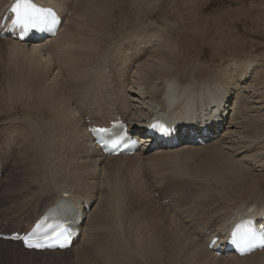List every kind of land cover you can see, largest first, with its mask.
Wrapping results in <instances>:
<instances>
[{"label":"rangeland","instance_id":"rangeland-1","mask_svg":"<svg viewBox=\"0 0 264 264\" xmlns=\"http://www.w3.org/2000/svg\"><path fill=\"white\" fill-rule=\"evenodd\" d=\"M54 1L57 2L58 6L63 7L62 15L65 19V22L68 20L66 23L69 22V25H71V26L67 25L68 27H65L64 33L65 34L68 33V31H70V28L72 26L78 27L77 24L79 25V23H82L80 24V27H78V31H83V30L90 31V36L88 35L87 36L90 37L93 46L98 45L96 54L92 53L93 51L92 49H94V47H90L87 50V52L91 53L92 56H89L88 58L83 59V56L81 55L82 56V59H81V56L79 54L80 56L79 59L72 60V62H74L73 65L75 64V62L76 63L79 62L77 65L79 69L77 68L75 71H70L71 69H73L74 67L73 65H72L73 67L70 66V68L66 69V66H65L66 61L64 60L67 58L66 56L62 55L60 56L62 58L55 57V59L56 58L57 59L56 60L54 59L55 61L54 63L57 62L56 65H58V63L60 62L61 69L63 68L61 71L62 75L59 73L56 80L58 81L59 78H61L60 80L61 85L64 86L68 92L70 89H72L70 90V93L72 94L71 97L73 98L74 101L78 102L80 100L81 101L84 100V96H83L84 90L82 87L84 85L90 86L91 85L90 82L93 83L94 85L93 87L96 89V91H100L102 88L103 90L106 89L105 90L106 96H108V98H111V99H113V97L108 94H111L110 90L113 89L112 87L115 86L118 91H121L122 89L123 90L126 89L125 91L126 93L131 88L130 91L128 92L129 94L127 93L126 96L131 97L130 100L131 99L137 100V96L134 93L142 92L140 91V88L138 87L137 84H139L140 79L143 78V71H146L144 69L148 68L147 66L149 62L153 63L154 60L159 57V54L157 51L164 50L166 52V50L170 48L164 45L166 43H167L166 45H169L171 43L169 46L171 47L177 46L176 48L179 50V52L176 53L175 57L174 58L172 57L171 65L176 67V70H175L176 77H178L179 81L182 84L185 83V85L189 84L191 81L192 82H202V81L204 82V81H207L208 79H212L215 82L220 83V84L224 83L223 74H225V71L228 69L227 68L228 65L231 64L236 59H239L240 57L254 59V61L257 62L260 66L262 65L260 67L261 71L256 72L257 68L255 66L247 70L249 72L250 78H249L248 83L245 84L244 82L243 83L244 85H242V88L244 89L243 97H244L245 102L241 101L242 104L245 103L244 104L245 107L239 108V109H246V107L250 109L252 107L253 109L251 108L249 110L250 111L249 114H251L249 116L253 115L254 120H256V118L258 119V117L255 118V116L264 115V0H102L103 6L101 7L100 13L103 12V15L102 13L101 14L99 13L98 15H94V17L95 19L101 20L102 25L104 26L101 25L100 27H96L93 29L94 31H91V27H90L91 24L87 23L86 21L87 14H83V12L78 8V6L74 7L76 5H79L80 0H54ZM82 1L85 2V0H82ZM65 3H68L70 5L65 6ZM144 8L149 11L145 10ZM92 12L95 13V9L92 10ZM143 12L144 13L146 12V13L144 14ZM81 13H82V16H81ZM74 22L76 23L75 25H74ZM155 39L157 41L159 40L160 41L157 43L155 42V46H156L155 49L154 47L150 48L149 45L150 44L153 45L154 44L153 41ZM80 41L82 42V44L80 42L78 43L84 48L87 45V43L82 38L80 39ZM6 42L7 41L5 39H0V92L5 93V95L0 94V234L9 235L15 232H19V233L27 232L29 225L35 218L34 213H31V208L33 207V203H30L24 209H19L17 206L19 205L18 201L23 196L24 197L30 196L32 199L33 198L35 199L37 197V196L35 197V194L37 193L36 190H39L41 189V187H43L42 180L45 177H47L45 179H56V171L58 170L60 173V176L63 179L62 181L64 182L66 180L65 183L68 184L69 186L68 189H70L71 187L70 192L74 194V195L71 194L74 199L78 198L79 200L78 199L77 200L80 203H83L86 201L85 198L83 199L85 195H88L89 197L92 195V197H94L95 203L92 202L91 200H88L90 201V204L88 206L90 208L88 209L87 214H86V210L84 211L85 219L87 215L89 216V214L93 212L92 209H94V207L97 206V202H103L105 199L111 201L115 194L120 195L121 193V199H122L121 203H124V204H121L122 205L121 208L125 210L121 209L120 210L121 212H118V215H117L113 211L114 203H111L112 202L111 201L110 202L111 207L108 211L109 214H108V217H106V219L103 218L102 216L100 217V215H102L101 212H97V213L94 212L93 214L91 213L90 215V217L92 216L91 219L89 217L90 221L85 220L83 223V225L85 224L86 226L85 229L87 230L88 233L90 231H95V230L97 232V230L99 231L102 228L104 231H109L108 229H111L110 226H112V223L116 222L115 218L117 216V223L120 222V220L122 221L120 222V224H122V228H121L122 231L120 230L121 232H118L116 230L120 238L122 237L121 239H126L125 237H127L126 236L128 233L127 230H129L127 228L128 222H129L128 225L133 223L131 225L132 227L131 230L133 231L131 232L133 233V236L136 239L137 245H139V247H145L143 245L144 242L148 244V246L150 245L149 246L150 254H148V252L143 254L142 252L139 251V249L136 248V251L133 254V258L130 261H128L125 258V255H127V253L121 252L118 258V264H260V263L264 264V262H261V259H262L261 257H258L255 259L253 258L254 260L250 259V260H246L243 262H238L236 261V259L233 258L234 256H230V255L218 256L211 252L207 253L205 252V250L203 251L204 245L206 243V239L208 236H210L209 235L210 233L208 231L200 233L199 237L200 235L201 237L199 239L202 241L196 242V243L201 242V244L203 245V248L201 247L202 248L201 250L199 248L200 247L199 243L197 245L194 242L192 243V241H190V240H194L193 233L197 234L198 233L197 231H199L202 228L200 227V225L199 227L197 226L201 222L202 218L208 219L210 215L212 216L214 214L217 215L215 216V218L224 216L225 215L224 213L226 211L223 213L224 210L220 211V209H218L220 207H224L225 209H228L230 206L237 205V208L239 207L241 208V205L242 207H246V205L252 206L256 203L257 204L264 203V193H262L259 197H257L258 199L257 198L255 199L253 198V196H256V195L252 194L254 190H252L251 193L249 191V192H246V194H243L244 197H242V193L240 192L238 193V195L236 192H233L232 193L233 197L236 194V196H239L241 198L235 196L233 203L228 202L227 205H221L220 203L216 205L217 208L213 207L215 206V204L213 203L218 200H220L221 202V197L222 195H224L223 191L221 192V194H217V192H215L214 190V188L221 186V185H218V183H215L212 178H210V180L212 179L211 180L212 182H210L209 177L211 176L210 175L207 176V174L201 168L198 167L197 162L192 159L189 160L190 157L188 156L186 157L185 155H183V158H187L188 161L186 162L189 163L188 164L186 162H183V165L185 164V167H182L183 165L177 166V165L171 164V165H167L166 167L161 168L157 165V163H155V161H151L153 163L151 162L148 163L147 159L152 158L153 160V156L151 157L150 155L151 153H147L143 155L142 158L146 159V160L143 159L144 162H147V164L145 165L140 164L142 162H139V160L141 161L142 159H139L136 162L123 161L122 163L121 162L119 163V161L118 163H109L107 160H104L102 163L99 164L100 167L103 169V171L95 172L94 176L86 177L84 175L83 176L84 179L83 177L79 178L77 181L72 182L73 184L71 183V186L69 185L70 182L66 179V174L71 173L73 169L71 168V166L70 167H67V166L69 162L76 163V158L74 161L73 159L74 157H72V159H71V156L67 157L66 158L67 160L65 159L66 161L63 164L61 163V161H59V159L61 158H59L56 155L57 154L56 151L58 150V148L56 149L53 148L52 153L50 155L52 156L54 155L55 157L53 156V159L49 158L50 161H48V159H38L37 161V159L33 158L35 160L34 161L32 157H29L30 159L28 158V161H26L27 158L22 157V155H20L22 150L24 149L23 144L28 143L27 137H26V133H27L26 128L30 126L32 132L41 131L46 128L54 130V128L51 127L53 122L52 120H50V117L45 112V110L49 108H46L45 106L41 104L32 102L33 100L35 101L39 100L41 96V92H42L41 88L43 84L39 83L36 87L30 88L28 86L17 83V80L15 78L16 76L12 74V71L10 70L9 66L12 64V62H16L21 59L22 52L20 53L10 52V46ZM217 45L218 47H216ZM74 50L75 49H73L71 53H74ZM81 51L82 50L80 49L77 52L80 53ZM77 52L75 53V55L77 54ZM67 53H69L68 50H67ZM150 55L151 56L153 55V57H151ZM157 63L158 62H155L153 65H156ZM126 64L128 67H126ZM86 65L89 66L85 70V72L88 74L87 76H83V74L81 76L80 74L82 73V69L83 67L85 68ZM216 65L221 70L218 69ZM55 69H56L55 67L52 68V71L51 69H49V72L50 73L52 72V75L47 76L46 79H51V80L55 79V77L53 76L54 75L53 73H56L58 70V69L56 70ZM120 70H121V73H120ZM76 73H79V77L78 75H76ZM256 75L257 76L259 75V76L257 77ZM86 78H88L89 83L87 82ZM68 79L75 80L74 86L69 84ZM79 79L81 81H79L78 83ZM85 82L88 84L86 85ZM123 83H127V86L126 84H123ZM250 83L252 84V86ZM10 89L12 90L8 92V90ZM236 89L237 88L235 87V90H233V92H230V98L227 101V103L231 101V103H229V108L228 106L226 107L227 108L226 115H228L227 120L229 122L232 116L231 110L234 104L236 103L234 99L235 92H237ZM57 92L59 94V98H61L62 93H60L59 91ZM246 94L248 97L246 96ZM196 96L200 97L198 94H196ZM249 97H251L254 104ZM3 98H5V100H14L10 102L12 104L11 105L12 107L10 106L6 108L7 106H3V104H1V100H3ZM248 98L250 101L249 100L247 101ZM253 98L254 99L256 98L255 101ZM81 101L80 103L79 102L78 103L81 104ZM76 102L73 103V101L71 100V106L69 107V111H71V113L69 114H72L70 115L72 120L74 118L76 119L75 117L76 113L74 111H79V110L82 111V106L80 108V105L77 103L79 105L78 107ZM39 107L44 110L37 113L35 109ZM109 108H110L108 109L109 113L116 112L114 111V107L110 106ZM95 111L96 110H92L91 113L86 112V111L82 112L83 116H82V119H80L82 123L80 122V124L85 125L86 120L92 119V118H88V116L89 117L91 115L98 116L99 112L98 111L95 112ZM111 117H113V115H111ZM119 117H121V119L126 121L127 123L128 122L131 123L134 119L132 116L130 117L119 116ZM261 120L262 119H260V122ZM228 121L227 123H229ZM235 122L236 123L240 122L239 116L237 117V120ZM33 124H36V126L38 127L39 126L41 127L42 125H45V126L42 128H37V127L32 128ZM77 128L82 130L81 125H78ZM224 128L225 127L220 128L219 130L220 132H219V135L217 136V139H213L209 142H205L203 145H198L195 147H205L207 145L210 146L212 143L218 141L220 139V136H222V134H225L227 132L226 136H228V132L235 133L238 131L237 128L232 129L230 127L229 130H226ZM257 130L259 131L264 130V121H263V125H261V127H259ZM252 132L253 131H251V136H250L251 138L254 135ZM236 135L239 136L238 133H236L234 136L237 137ZM57 139L58 140L67 139V136H65L64 133L58 132ZM253 139H256V141L258 140L257 143L259 142L260 143L255 145V147L257 146L255 148V151L253 149L254 147L249 148L250 154L248 155H250L251 157H255L256 156L255 153L260 152L261 154V155L259 154L260 158L258 160H255L256 162H258V164L256 166H255L256 164L255 162H252L250 164V160H249V161H245V163L244 162L239 163L238 164L239 167H237V169L238 171L240 170L241 176L244 177L245 181H246V178L248 179L249 177L257 176L255 179H253V181H255L256 179H258V181H262L261 189L264 191V141H260V140H264V131L260 135L259 138H253ZM236 143L237 142L235 141L234 144ZM172 149L171 150L174 152V151H179L181 148H180V145H178L175 147V149L174 148ZM171 150H168V151H171ZM189 150L190 149L185 150V151L188 152ZM54 152L56 153L54 154ZM251 152L253 155L251 154ZM137 155H142V153L140 152ZM18 157L20 160L18 159ZM95 158H96V155H93L90 160L93 161ZM128 158H133V157L131 156ZM55 159L56 160L58 159V160L55 161ZM156 159L157 157L155 156L154 160ZM236 159L238 160L239 158H236ZM39 160H41L40 163H39ZM30 161H34V162H30ZM26 162H28L27 165H29V167H27ZM247 163H249V165H247ZM65 164H67V166H65ZM138 164H140V166ZM152 164H155L153 166H156L155 169L158 168L157 170L158 172H154L156 170L152 169L154 168L152 167ZM146 165H148V167ZM47 166L52 169L48 168ZM149 166L151 168H149ZM243 166H245L246 169ZM30 167H32L33 170L35 169L34 170L35 172L32 169H30ZM100 167L99 169L101 170ZM46 168H48L50 171ZM64 168L69 169V171L68 170L66 171ZM87 170L91 171L90 169H87ZM159 171H161V173L163 174H161ZM243 172L244 173L246 172V173L244 174ZM252 172H255V174ZM96 173H97V176H96ZM181 174H183V176H181ZM184 174L186 177L184 176ZM246 174H249V176H246ZM204 178L205 179L208 178L206 179L208 181H206ZM202 179L203 181H201ZM248 180L249 182L251 181V179H248ZM221 181L223 184H225V186H223L222 189H227L226 185H229L235 182V181H230L226 179H221ZM208 183H210V185ZM120 188L123 191H120ZM87 189L89 190V192H87L88 191ZM85 190L87 193H85ZM91 192L93 194H91ZM155 192L158 193L159 196L169 197L170 202L168 204H161L159 201H157V199L153 197V194ZM54 193L56 192L51 191L50 194L46 195L45 192L41 191L40 194L44 195L43 200H42V205L44 203H45L44 205H47L48 202L50 204V202H52L54 198L57 196V194H54ZM71 195L69 194L70 197ZM218 197L220 199H218ZM98 198L100 200H98ZM211 199H214V200H211ZM236 199L239 202H236L235 201ZM6 200H8L7 201L8 205L6 204ZM242 201H243V204H241ZM130 202L132 203L131 204L132 206L128 205ZM209 203H211V205ZM212 207L215 209L216 212H214L212 209L210 211L209 208H212ZM39 211H41V208L39 209ZM149 213L151 214V216H153V218L151 217L152 219L150 218ZM96 214H97V217L99 214L98 219L95 217ZM119 214L123 215V217L121 215L122 219L120 220L118 218L120 216ZM191 214H194V215H191ZM104 216H106V214H104ZM131 218L133 219V222ZM104 219L107 222L104 221ZM126 220H127V223H126ZM153 220L154 221L156 220V222H154ZM103 221L105 222V225ZM159 221L161 222L160 225L159 223H157ZM124 222L126 223V225ZM100 224H102L101 227H100ZM159 226H160V229H159ZM93 227L95 228L94 230H92ZM177 227H179V229H175ZM124 230L127 233H125ZM165 230H168V231H165ZM173 230H176V233H174ZM180 230H181V233H180ZM221 230L218 233H220ZM123 231H124V234H122ZM166 232H167V235H166ZM177 232L180 233V235L182 233H185V234L180 236ZM169 234H171L170 236L176 234L174 235L176 237H173V236L169 237ZM185 235L187 236V238H190V239L187 240ZM162 236L165 239L167 238L166 240L167 242L165 244L162 243L164 239ZM106 237L108 236L104 237L105 238L104 240L106 241H103V239L94 240V243L97 246L99 245L98 246L99 249L96 248L95 251L93 249L91 255H89L87 258L89 261L86 264H117L113 261L112 254L109 253L108 256H106V252H105L104 255L106 257L105 258L103 257V248L109 242V239ZM152 237L157 238L155 239L157 240L155 242L156 243L155 245L153 244L154 240L151 239ZM181 237H183V239ZM168 238H169V241H171V243L168 241ZM159 241L161 242L160 243L161 245L158 244ZM79 243H81L80 240H79ZM79 243H77L74 246V248L75 247L77 248V249L75 248L76 251L81 247ZM150 243H152V245ZM158 245L159 247L162 246L164 250L163 252L158 251L159 250ZM164 245L166 246L168 245L169 247L168 246L163 247ZM151 246H153L154 249H152ZM76 251L65 253V255H57L59 257L52 260V258L55 256L53 254L31 253V251H26L22 249L19 243H12V242L0 240V264H85V263H82L81 261L72 259L73 254H75ZM202 251L205 253H203ZM10 252H12L11 255L8 254ZM163 253L166 255H162ZM260 253L261 252H258L255 254H260ZM94 255H95V258L93 257ZM59 260H62L63 262H60ZM256 260L260 262H257Z\"/></svg>","mask_w":264,"mask_h":264},{"label":"bare ground","instance_id":"bare-ground-1","mask_svg":"<svg viewBox=\"0 0 264 264\" xmlns=\"http://www.w3.org/2000/svg\"><path fill=\"white\" fill-rule=\"evenodd\" d=\"M36 1L42 5H45V6H53L57 10L59 15L62 17L60 29H59L57 35L51 39H45L44 41H38L39 43H37L36 45L29 44V43H17L16 41L12 40L11 38L5 39L7 41L6 43L10 46V52H12V53L22 52L21 59L16 61V62H12V64L9 66L10 70L12 71V74L14 76H16L15 78L17 80V83L21 84V85L28 86L30 88L36 87L39 83L43 84L42 88H41L42 92H41V96H40L39 100L38 101L33 100L32 102L41 104V105L45 106L46 108H49V109L45 110V112L50 117V120H52V122H53L51 127L54 128V130L46 128V129H43L41 131L32 132L30 126H28L26 128V131H27L26 137H27L28 143L23 144L24 149L22 150L21 154L19 153L20 155H22V157L27 158L26 161H28L29 157H32V159L33 158L37 159V161H38V159H48V161H50L49 158L53 159V156H54V155L53 156L50 155L52 153V149L58 148V150L56 151L57 152L56 155L59 158H61V159H59V161H61V163L64 164L65 161L67 160L66 159L67 157L71 156V159H72V157H74L73 158L74 161L76 158V163H71V162L68 163L67 162L68 166H67V164H65V166H67V167L71 166V168L73 169V171L71 173L66 174V179L70 182L69 185L71 186L72 182L77 181L79 178L83 177L84 175L86 177L87 176L88 177L94 176L95 172L103 171V169L100 167L99 164L102 163L104 160H107L109 163H118V161H119V163L120 162L122 163L123 161H125V162H128V161L136 162L139 159H142L141 161L139 160V162H142V163H140L141 165L142 164L145 165V164H147V162H144V160H146V159H144L142 157H143V155H145L147 153H151L150 155H151V157L153 156V160L151 157H149L151 159H147L148 163L151 161H155V163H157V165L162 168V167H166L167 165H171V164H174L177 166H182L183 162L188 161L187 158H183V155H185L186 157L187 156L190 157L189 160L192 159V160L196 161L198 164V167L201 168L207 174V176L208 175L211 176V177H209V180H210V178H212L215 183H218V185H221V186H218L216 188L213 187L215 192H217V194H221L222 191L224 192V195H222V197H221V202H220V200H218V201L215 200L216 202L213 203V204H215V206H213V207H216V205H218L220 203H221V205H227L228 202L233 203L234 197L236 196V194L234 197L232 196L233 192H236L237 195L240 192V193H242V197H244L243 194H246V192H249V191L251 193V191L254 190V192L252 194L256 195V196H253V198H255V199L257 197H259L262 193H264V191L261 189L262 188V185H261L262 181H258V179L253 181V179H255L257 176L256 177H249L248 179H251L250 182L247 178L245 181L244 177L241 176L240 170L238 171V169H237V167H239L238 166L239 163H242V162L245 163V161H249V160H250V164L252 162H255L256 163L255 166H256L258 164V162H256L255 160H258L260 158V155H261L260 152H258V153L254 152L256 154V156L254 155L255 157H251L248 154H250L249 148L254 147L253 149L255 151V148L257 147V146L255 147V145L260 143V142L257 143L258 140L256 141V139H253V138H259L260 135L264 131V130L263 131L257 130L259 127H261V125H263L264 115L255 116V118L258 117V119L256 118V120H254L253 115L249 116V115H251V114H249L250 113L249 110L252 108L251 106H250L251 107L250 109H248L247 107H246V109H239V108L245 107L244 106L245 100L243 97V95H244L243 90L244 89L242 88V85H244L243 84L244 82H245V84L249 82L250 76H249V72L247 70L255 66L257 68L256 72L261 71L260 67L262 65L260 66L257 62L254 61V59L245 58V57L241 58L240 57L239 59H236L235 61H233L231 64L228 65V67H227L228 69L225 71V74H223L224 83L220 84V83L215 82L212 79H208L207 81H204V82L203 81L202 82H192L191 81L189 84L185 85V83L182 84L179 81L178 77H176V72H175L176 67L171 65L172 57L174 58L176 53L179 52V50L176 48L177 46L171 47V46H169L171 43L169 45H166L167 44L166 43L164 46H166L170 49H167L166 52L164 50L157 51L159 54V57L157 56L158 57L157 59H155V60L153 59L154 60L153 63L149 62L148 66H147L148 68L146 67L147 69H144L146 71H143V78L140 79L139 84H137L138 87L140 88V91H142V92L141 93H136V92L134 93V94H136L138 101L133 100V99L130 100L131 97L126 96V94L130 91L131 88L126 93L125 92L126 89L123 90L121 88L122 90L118 91L115 86L112 87L113 89L110 90L111 94H108V95H111L113 97V99H111V98H108V96H106V93H105L106 89L105 88H104L105 90H103V88H102L100 91H96V89L93 87L94 86L93 83L90 82L91 85L90 86L88 85L89 87L85 86V85L82 87L84 90V93H83L84 100L81 101L79 99L81 101V104H79L80 101H78L79 102L78 103V102L74 101L73 98L71 97L72 94L70 93V90H72V89H70L68 92L66 90V88L61 85V81H60L61 78H59L58 81L56 80L59 73L61 74V71L63 68L61 69V63L60 62L58 63V65H56L57 62L54 63L55 62L54 59H55V57H60L62 55L66 56L67 58L64 59L66 61V64L65 63H63V64H65L66 69H67L73 65V63H74V62H72L73 59L74 60L79 59V57L81 55L83 56V59L88 58L89 56H92L91 53L87 52V50L90 47H94V49H92L93 50L92 53L96 54L97 49H98V45L93 46L90 37H88V36H90V31H84V30L78 31V27H80V24H82V23H79V25L77 24L78 27L72 26L70 28V31H68V29H69L68 28L67 29L68 33H66V34L64 33L65 27H68L67 25H69V22L66 23L68 20L65 22V19L62 15L63 7L58 6L56 1H54V0H36ZM67 5H70V4L65 3V6H67ZM9 6H10V0H0V14L2 12L4 13L9 8ZM77 6L83 12V14H87L86 15V18H87L86 21H87V23L91 24V26H90L91 31H94L93 30L94 28L100 27L102 25V21L99 19H95V17H94V15H98L100 13L101 7L103 6L102 0H85V2L80 0L79 5H76L74 7H77ZM94 9H95V13H93L94 11L92 12V10H94ZM145 10H147V9H145ZM147 11H149V10H147ZM101 13L103 15V12H101ZM108 14H109V12H108ZM81 16H82V13H81ZM102 19H103V17H102ZM105 21H107V20H105ZM65 24H66V26H65ZM75 24L76 23L74 22V25ZM83 24H85V23H83ZM69 26H71V25H69ZM102 26H104V25H102ZM195 34H196V32H195ZM81 35H82V37H81ZM153 35H155V34H153ZM169 37H171V36H169ZM81 38L84 39V41L87 43V45L85 43L86 46L84 48L78 43V42H80L82 44V42L80 41ZM159 41H157L155 39L153 41L154 44L149 45L150 48L154 47V49H155L156 48L155 42L157 43ZM199 42H200V40H199ZM159 45H161V44H159ZM127 47H129V46H127ZM216 47H218V45ZM73 49H75L74 53H71V51ZM80 49L82 51L80 53L77 52ZM67 50L69 51V53H67ZM75 51L77 52L76 55H75V53H76ZM65 53H67V54H65ZM79 54H80V56H79ZM151 54H153V53H151ZM82 56H81V59H82ZM151 57H153V55ZM60 58H62V57H60ZM155 62H158V63L156 65H153ZM78 63L75 62V64L73 65L74 67L72 66L73 69H71L70 71H75L78 68L77 67ZM54 67L56 69H58L56 73H53L54 74L53 76L55 77V79H53V80L46 79L47 76L52 75V72L50 73L49 69H51V71H52V68H54ZM88 67H89L88 65H86L85 68L83 67L82 73L80 74L81 76H82V74H83V76H87L88 73H86L85 70ZM126 67H128L127 64H126ZM177 68H179V67H177ZM218 69H220V68L218 67ZM120 73H121V70H120ZM76 75H78V77H79V73H76ZM252 75H254V74H252ZM86 79L88 82V78H86ZM79 81H81V80L79 79L78 83H79ZM53 82H54V84H53ZM68 82H69V84L74 86L75 80L74 79H68ZM88 83H86V85ZM119 84H120V82H119ZM123 84H126V86H127V83H123ZM126 86H125V88H126ZM251 86H252V84H251ZM235 87L237 88L236 89L237 92H235V97H234L236 103L234 104V106L231 110L232 116H231L230 122H229L227 120L228 115H226V109H227L226 107L228 106V108H229V103H231V101H229L228 103H227V101L230 98V92H233V90H235ZM256 89H257V87H256ZM11 90L12 89L8 90V92H10ZM57 91L62 93L61 98H59V94ZM247 91H249V90H247ZM107 93H108V91H107ZM0 94L5 95L4 92H0ZM196 94H198L200 97H197ZM258 94H260V93H258ZM246 96H247V94H246ZM249 98L251 99V97H249ZM249 98L247 99V101L249 100ZM255 99H254V101H255ZM71 100L73 101V103L74 102H76V104L78 103L80 105V108L82 106V111H80V110L74 111L76 113L75 114L76 116L74 115L76 117V119L74 118L73 120L70 117V115H72V114H69V113H71V111H69V107L71 106ZM11 101H14V100H5V98H3V100H1V104H3V106H7L6 108H8L12 105L10 103ZM16 101H18V100H16ZM241 101H244L243 102L244 104H242ZM251 101H252V99H251ZM253 104H254V102H253ZM77 105H75V106H77ZM79 105H78V107H79ZM131 105H133V106H131ZM110 106L114 107V111H116V112L109 113L108 109H110L109 108ZM78 107H76V108H78ZM42 110H44V109H42L40 107L35 109V111L37 113H39ZM76 110H78V109H76ZM92 110L98 111L99 115L98 114H96L98 116L91 115L90 117L88 116V118H92V119H90L92 125L99 126V127L100 126L107 127L109 121H112L119 116H123V117L132 116L134 119L131 123H129V122L127 123V127L132 129L133 136L138 139V141L140 143L139 153L141 152L142 155L135 154L132 156L133 158H128L129 156H127V157L126 156H104L96 148H92L93 144H89V142H90L89 135L86 133V124L85 125L80 124V122H81L80 119H82V116H83L82 112L86 111V112L91 113ZM111 115H113V117H111ZM225 115H226V117H225ZM238 116H239L240 122L236 123L235 121L237 120ZM84 117H85V115H84ZM157 119H162V121H164L166 123L168 122V120L171 121L172 123H174L176 125L177 129L181 132L183 131V129L185 131L191 130V132H192L191 134H194L197 132L198 136H199L197 138L208 137V136H201L200 135L201 131L209 132L210 134H214V133L217 134L218 132H220L219 130L221 127H225L224 129H226V130H229L230 127L232 129L237 128L238 131L235 133L228 132V136H226L227 132L226 133L224 132L225 134H222V136H220V139L218 141L212 143L210 146L207 145L205 147H195V146H197V144L196 145H190V142L193 141V139H195V137H193V136L192 137H184V140L186 142L183 143V145H181V147H180L181 149L179 151L173 152L172 151L173 149L171 150L170 148H166V147L162 146L161 144H157V145L153 146L152 145L153 139H151L150 137L143 136V134L146 133V131H147L145 129V127L147 125H149V121L150 120H157ZM260 119H262L261 122H260ZM227 121L229 123H227ZM193 122H197V123L192 125ZM103 123H105L106 125H103ZM78 125H81L82 130L77 128ZM13 126H15V125H13ZM44 126L45 125L38 127V126H36V124H33L32 128H35V127L42 128ZM226 126H227V128H226ZM239 130H240V132H239ZM251 131H253L252 133L255 135L254 136L252 134L253 135L252 138L250 137ZM58 132L64 133V135L67 136V139L58 140L57 139ZM236 133H238L239 136L236 135L237 137H235L234 135ZM183 134L186 135V133H183ZM179 137L181 138V133L179 134ZM23 139H25V138H23ZM235 141L237 142L236 144H234ZM260 141H264V140H260ZM13 144H15V143H13ZM17 148H18V146H17ZM188 149H190V150L188 152H186L185 150H188ZM19 150H21V149H19ZM168 150H171V151H168ZM53 151H55V150H53ZM56 152H54V154ZM251 154H252V152H251ZM93 155H96V158L93 161H91L90 159ZM51 156H52V158H51ZM81 156H82V158H81ZM155 156L157 157L156 160H154ZM181 156H182V158H181ZM235 157L239 158V159L237 160ZM18 159H19V157H18ZM57 160L55 159V161H57ZM34 161H30V162H34ZM40 161L41 160H39V163H40ZM72 162H73V160H72ZM27 163L28 162H26V165H27ZM44 163H46V162H44ZM44 163H43V165H44ZM47 163H49V162H47ZM151 163H153V162H151ZM186 163H188V162H186ZM140 164H138V165L140 166ZM26 165H25V167H26ZM148 165H146V166L148 167ZM153 165H155V164H152V167H154L152 169H155L156 166H153ZM247 165H249V163H247ZM27 167H29V165H27ZM99 167L101 168V170L99 169ZM141 167H143V166H141ZM182 167H185V164ZM243 167H245V166H243ZM48 168H50V167H48ZM48 168H46V169H48ZM149 168H151V167L149 166ZM30 169L33 170L32 167H30ZM50 169H52V168H50ZM59 169H61V168H59ZM87 169H90L91 171H89ZM245 169H246V167H245ZM258 169H260V168H258ZM65 170L69 171V169H67V168ZM86 170L89 172H87ZM155 170L156 171H154V172H158L157 171L158 168ZM159 172L161 173V171H159ZM165 173H166V171H165ZM252 173L255 174V172H252ZM161 174H163V173H161ZM101 175H102V173H101ZM62 176H63V174H62ZM96 176H97V173H96ZM98 176H99V174H98ZM181 176H183V174H181ZM184 176H185V174H184ZM246 176H249V174H246ZM161 177H163V176H161ZM45 178H47V177H45ZM45 178L44 179L42 178L43 180L41 179L43 181V187H41V189H39V190H36L37 193L35 194V197L36 196L37 197L35 199L34 198L32 199L30 196H29L30 198L23 196L19 200L20 202L18 201L19 205H17V206L19 209H24L30 203H33V207L31 206L32 207L31 213H34L35 218L31 222V224L29 225L28 230L32 227V224H34V222H36L38 220V218L44 214V212L47 210V208L52 207L62 197L64 200V205H66L68 208H70L72 210L71 213L76 212V213L80 214L83 221L79 226L80 235L77 238L76 242H74V241L72 242L71 247L69 249H66L63 252L58 251V249L55 251H43V252H36V251L31 250V253L53 254V255H55L52 258V260H53V259H56L57 257H59L57 255H65V253H69L71 251L72 252L76 251L77 248L75 247L76 248L75 249L74 246L77 243H79V240H80L81 243H79V244L81 247L80 246H79L80 248L78 247L79 249L75 252V254H73L72 259L77 260V261H81L82 263L86 264L89 261L87 258L89 255H91L93 249H94V251L96 250V248L99 249V247H98L99 245L97 246L94 243V240L103 239V241H106V240H104L105 239L104 237L108 236L106 238L109 239V242L103 248V257L105 258L110 253L113 256V261L117 264H118V258L120 256L121 252L127 253V255H125V258L128 261H130L133 258V254L135 253L136 248L139 249V251L142 252L143 254H145L147 252H148V254H150L149 253V246L150 245L148 246V244H146L145 242L143 243V245L145 247H139V245H137L136 239L133 236V233L131 232V231H133V230H131V228H132L131 225L133 223L128 225L129 224V222H128V224H127V228L129 229V230H127L128 233L124 230L125 233H127V235H126L127 237H125L126 239H121L122 237L120 238V236L116 232V230L118 232L122 231L121 230L122 224H120V222H122L120 220V219H122L121 218L122 214H119L120 216L118 217L120 222L117 223V216H116V218H115L116 222L112 223V226H110L111 229H108V227H107V229L109 231H104L102 228L101 230H99L100 232L98 230L96 232V230H95V231H90L88 233L87 230L85 229L86 228L85 224L83 225L85 220L90 221V219L92 217V216L90 217V215H91V213L93 214L94 212H96V213L101 212L102 215H100V217L102 216L103 218L106 219V217H108V214H109L108 211L111 207V205H110L111 201H112L111 203H114V206H113L114 210L113 211L118 215V212H121L120 210L123 209V208H121L122 207L121 204H124V203H121V200H122L121 199V193H120V195L115 194L111 201L105 199L103 202H97V206L94 207V209H92L93 212H91L89 214V216L87 215V217L85 219L84 211L87 208H89L88 206L90 204V201H88V200H91L92 202L95 203L94 197H92V195L90 197L88 195H85L83 197V199L85 198L86 201L83 203H80L78 201L79 200L78 198L74 199L72 197V195H74V194H72L70 192L71 187H70V189H68L69 186L67 183H65L66 180L64 182L62 181L63 179L60 176V173L58 170L56 171V179H45ZM191 178H189V179H191ZM83 179H84V177H83ZM206 179H208V178H206ZM221 179H226V180L235 181V182H233L229 185H226L227 189H222L223 186H225V184L222 183ZM211 180H210V182H212ZM201 181H203V179ZM201 181H199V182H201ZM206 181H208V180H206ZM208 184L210 185V183H208ZM205 185H206V183H205ZM35 186H36V184H35ZM184 187H185V185H184ZM27 188H28V186H27ZM121 188H122V186H121ZM121 188H120V191H123V190H121ZM41 191L45 192L46 195L50 194L51 191H55L56 193H54V194H57V196L54 198V200L52 202H50V204L48 202L47 205H44L45 204L44 203L43 204L44 206H43L42 200H43L44 195L40 194ZM82 191H84V190H82ZM209 191H211V190H209ZM87 192H89V190ZM87 192L85 190V193H87ZM212 193H214V192H212ZM69 194L70 195L72 194L71 197L69 196ZM91 194H93V193L91 192ZM63 195H66V198ZM77 195H79V194H77ZM53 197H54V195H53ZM236 197H239V196H236ZM239 198H241V197H239ZM239 198H238V200H239ZM214 199H211V200H214ZM218 199H220V198L218 197ZM243 199H245V198H243ZM98 200H100V199L98 198ZM238 200L236 199L235 201L239 202ZM251 200H250V202H251ZM7 201L8 200H6V204L8 203ZM126 204H128V203H126ZM131 204L132 203L130 202L128 205H131ZM209 204L211 205V203H209ZM241 204H243V201ZM213 207L209 208L210 211L212 209L214 212H216ZM227 207H229V206H227ZM40 208H41V211H39ZM236 208H237V205L230 206L228 209H225L224 207L218 208V209H220V211L224 210L223 213L226 211L224 213L225 215L223 214L224 216H220L218 218H215V216H217L215 214L212 216L210 215L208 219L201 217L202 218L201 222L197 226L199 227V225H200V227H202V228L200 230L198 229L199 231H197L198 232L197 234L193 233L194 234V240H190V241H192V243L194 242L197 245L199 243L200 247L199 246L198 247L201 250L203 248V245L201 244V242H198V243H196V242L202 241L199 239L201 237V235L199 237L200 233L208 231L210 233L209 234L210 236H208L206 239V243L204 245L203 251L205 250V252H207V253H209V252L214 253V252L208 250V248H207L209 241L214 236H220L221 237V235H222V233H224V230L226 229V227L230 225V221L235 216H237L238 214L249 213L250 215H253L256 218H260L262 220V222H264V203H259V204L256 203L252 206L246 205V207H242V205H241V208L240 207L237 209ZM206 209H208V208H206ZM123 210H125V209H123ZM176 213H178V212H176ZM86 214H87V210H86ZM104 214H106V216H104ZM111 214H112V212H111ZM191 215H194V214H191ZM207 215H208V213H207ZM149 216H150V218L151 217L153 218V216H151V214ZM205 216H206V214H205ZM89 217H90V219H89ZM95 217L98 219L99 214H98V217H97V214ZM122 217H123V215H122ZM105 219H104V221H106ZM126 219H127V217H126ZM129 219H130V217H129ZM112 220H114V219H112ZM103 222H101V223H103ZM130 222H131V220H130ZM132 222H133V219H132ZM154 222H156V220ZM126 223H127V220H126ZM126 223H125V225H126ZM157 223H159V225H160L161 222L159 221ZM97 225H99V224H97ZM101 225L102 224H100V227H101ZM104 225H105V222H104ZM161 226H163V225H161ZM88 228H90V227H88ZM94 229L95 228L93 227L92 230H94ZM159 229H160V226H159ZM175 229H179V227H177ZM163 230H164V228H163ZM220 230H221V232L218 233ZM124 231L122 234H124ZM165 231H168V230H165ZM173 231H174V233H176V230H173ZM182 231H184V230H182ZM157 232H159V231H157ZM192 232H193V230H192ZM180 233H181V230H180ZM180 233H178V234L180 235ZM11 234H13V233H11ZM183 234H185V233H182L181 235H183ZM166 235H167V232H166ZM170 235L171 234H169V237H172V236L176 237V236H174L176 234H174L172 236H170ZM181 238L183 239V237H181ZM186 238H187V236H186ZM151 239L154 240V242H153V240H152V242L155 245L156 244L155 242L157 241L155 239H157V238L152 237ZM188 239H190V238H187V240ZM166 240H167V238L166 239L164 238L162 243L165 244L167 242ZM168 241H169V238H168ZM169 242L171 243V241H169ZM220 242H222V241L220 240ZM160 243L161 242L159 241L158 244H160ZM179 243H181V242H179ZM188 243H189V241H188ZM150 244L152 245V243H150ZM173 244H171V245H173ZM167 246L164 245L163 247H167ZM151 247H152V249H154L153 246H151ZM158 247H159V245H158ZM158 249H159L158 251H160V252L164 251L162 246L159 247ZM105 252H106V256L104 255ZM205 252H203V253H205ZM259 252H261V253L260 254H254V255H252L250 257H246V258H237L235 256L233 258L236 259V261H238V262H243V261L250 260L253 258L255 259V258L261 257L263 259V261L261 259V262H264V250L259 251ZM164 253L162 255H166ZM256 253H258V252H256ZM6 254H7V252H6ZM8 254L11 255L12 252H10ZM93 257L95 258V255ZM62 260H64V259H62ZM62 260H59V261L63 262ZM64 261H66V260H64ZM257 262H260V261H257Z\"/></svg>","mask_w":264,"mask_h":264},{"label":"snow or ice","instance_id":"snow-or-ice-1","mask_svg":"<svg viewBox=\"0 0 264 264\" xmlns=\"http://www.w3.org/2000/svg\"><path fill=\"white\" fill-rule=\"evenodd\" d=\"M12 12L16 14V19L13 26H22L27 30L30 27L38 26V23L43 21L42 14L35 8L32 4V0H16L15 7L12 8ZM66 229L63 224H58L54 226L53 234L57 237L64 236ZM27 247L30 248H42L44 245L41 244H32L27 240L25 241ZM51 247L52 245H47ZM61 247L65 246L63 244Z\"/></svg>","mask_w":264,"mask_h":264}]
</instances>
